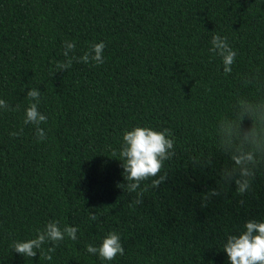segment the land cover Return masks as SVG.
Instances as JSON below:
<instances>
[{
  "label": "trees",
  "instance_id": "trees-1",
  "mask_svg": "<svg viewBox=\"0 0 264 264\" xmlns=\"http://www.w3.org/2000/svg\"><path fill=\"white\" fill-rule=\"evenodd\" d=\"M217 34L237 53L228 74ZM65 41L76 57L104 42V62L58 70ZM32 88L42 141L24 124ZM0 99L18 108H0V264H230L227 238L264 222V0H0ZM135 127L169 129L174 155L129 192L119 153ZM241 167L254 173L243 195ZM49 221L77 240L13 250ZM111 232L124 255L87 252Z\"/></svg>",
  "mask_w": 264,
  "mask_h": 264
},
{
  "label": "clouds",
  "instance_id": "clouds-1",
  "mask_svg": "<svg viewBox=\"0 0 264 264\" xmlns=\"http://www.w3.org/2000/svg\"><path fill=\"white\" fill-rule=\"evenodd\" d=\"M212 49L214 54H218L223 59L224 72L226 74L232 71V65L237 55L229 43L227 37H221L219 34L212 37ZM106 45L104 42L91 45V50L81 57L70 55L74 52L76 44L71 41L64 42L63 55L66 58L63 62L57 63L58 70H67L72 66L73 61L89 63L95 61L97 65L104 62L103 51ZM30 106L26 109V118L24 124L36 125L37 136L39 140H45L46 133L40 127L41 123L47 122V117L38 110L41 92L32 88L27 92ZM34 101V102H32ZM0 108L8 111L18 110L12 109L6 101L0 99ZM20 132H12L13 137L22 135ZM172 135L169 129L157 131L150 127H135L131 131H126L123 136V145L120 150L122 167L124 169V178L128 181L127 185L120 184L118 187L127 188L129 192H136L140 188L141 182L148 180L150 177H157L164 166V162L174 155V141L169 137ZM115 155V153H113ZM236 165L242 166L246 161H251V154L247 156H234ZM254 173L247 167H241L240 178L235 180L237 185V193L243 195L251 187L252 177ZM167 179V174L159 176V179H153L151 186L159 188L160 184ZM138 193L135 201L136 204H142L143 192ZM220 192L212 189L205 195V201L212 196H219ZM244 201L241 200V204ZM131 206V205H130ZM90 218L96 220V215L91 214ZM245 230L239 235H230L224 245L223 250L227 253L230 264H264V222L255 219L249 220L244 226ZM78 228L65 225L63 229L60 227L59 221H49L43 230H38L35 239L27 241H16L13 243V250L22 256L33 258L37 255V250L42 248L45 243L52 242L54 245L65 239V236L73 241L77 240ZM55 246L47 249L46 253H40L47 260H52V254L55 252ZM87 252L90 254H99L100 258L107 261L114 260L117 255H124L125 249L122 246L121 238L116 232H111L103 238L102 244L97 248L91 244L87 246Z\"/></svg>",
  "mask_w": 264,
  "mask_h": 264
}]
</instances>
